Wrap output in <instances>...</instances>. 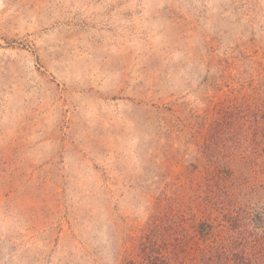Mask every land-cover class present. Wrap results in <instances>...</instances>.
<instances>
[{
  "label": "rangeland",
  "instance_id": "374dc122",
  "mask_svg": "<svg viewBox=\"0 0 264 264\" xmlns=\"http://www.w3.org/2000/svg\"><path fill=\"white\" fill-rule=\"evenodd\" d=\"M264 264V0H0V264Z\"/></svg>",
  "mask_w": 264,
  "mask_h": 264
},
{
  "label": "trees",
  "instance_id": "16d2710c",
  "mask_svg": "<svg viewBox=\"0 0 264 264\" xmlns=\"http://www.w3.org/2000/svg\"><path fill=\"white\" fill-rule=\"evenodd\" d=\"M154 261H156V259H155V260H151V258H148V259L146 260L145 264H157V263L154 262Z\"/></svg>",
  "mask_w": 264,
  "mask_h": 264
}]
</instances>
